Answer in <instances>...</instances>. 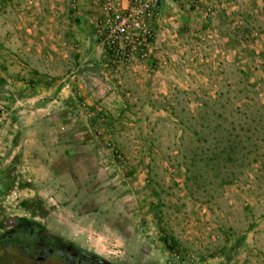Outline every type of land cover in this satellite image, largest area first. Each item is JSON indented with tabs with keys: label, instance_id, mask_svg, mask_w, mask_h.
<instances>
[{
	"label": "rangeland",
	"instance_id": "obj_1",
	"mask_svg": "<svg viewBox=\"0 0 264 264\" xmlns=\"http://www.w3.org/2000/svg\"><path fill=\"white\" fill-rule=\"evenodd\" d=\"M135 1L0 0V230L264 264V0ZM134 8L138 41L110 47Z\"/></svg>",
	"mask_w": 264,
	"mask_h": 264
},
{
	"label": "flooded vegetation",
	"instance_id": "obj_2",
	"mask_svg": "<svg viewBox=\"0 0 264 264\" xmlns=\"http://www.w3.org/2000/svg\"><path fill=\"white\" fill-rule=\"evenodd\" d=\"M0 264H113L52 234L38 222L19 218L0 230Z\"/></svg>",
	"mask_w": 264,
	"mask_h": 264
},
{
	"label": "built area",
	"instance_id": "obj_3",
	"mask_svg": "<svg viewBox=\"0 0 264 264\" xmlns=\"http://www.w3.org/2000/svg\"><path fill=\"white\" fill-rule=\"evenodd\" d=\"M140 7H148L149 4L146 0H137ZM112 9V6L109 7V10ZM144 11H148L143 8H134L132 12L129 13H114V21L112 24L109 22L102 26V30L107 36V43L111 47H123L129 48L133 42H137L138 38L135 34L130 31L131 26L140 27V21L145 13Z\"/></svg>",
	"mask_w": 264,
	"mask_h": 264
}]
</instances>
